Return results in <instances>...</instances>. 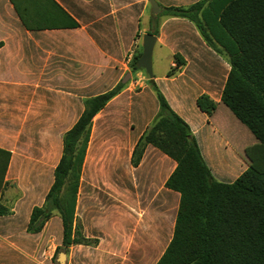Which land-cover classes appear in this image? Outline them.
Masks as SVG:
<instances>
[{
	"label": "crops",
	"instance_id": "crops-1",
	"mask_svg": "<svg viewBox=\"0 0 264 264\" xmlns=\"http://www.w3.org/2000/svg\"><path fill=\"white\" fill-rule=\"evenodd\" d=\"M51 1L66 18L57 19V9L41 1V13L25 23L11 0H0V264H58L61 218L53 214L39 232H28L31 210L44 202L63 134L83 100L126 73L124 87L90 123L73 218L80 240L66 247L64 262L138 264L143 254L136 248L131 262L130 247L166 246L179 200L164 185L172 158L146 144L138 163L131 162L158 111L149 79L188 125L216 180L231 182L248 166L264 171V148L220 101L229 71L223 49L208 44L189 19L161 14L163 7L199 0H153L157 12L150 0ZM145 33L156 35L152 77L129 69ZM175 56L184 63L177 65ZM200 96L214 103L210 113L198 106ZM112 199L120 206L108 205ZM130 204L137 211L131 227Z\"/></svg>",
	"mask_w": 264,
	"mask_h": 264
},
{
	"label": "trees",
	"instance_id": "trees-1",
	"mask_svg": "<svg viewBox=\"0 0 264 264\" xmlns=\"http://www.w3.org/2000/svg\"><path fill=\"white\" fill-rule=\"evenodd\" d=\"M11 1L25 23L27 16L41 13L43 1L57 9V19L66 18L51 0ZM161 14L189 19L208 44L223 49L229 71L220 101L264 148V0H199L163 7ZM64 23L73 25L68 19ZM140 53L139 47L129 61L131 72L143 70L137 66ZM175 59L177 65L184 63ZM149 80L158 111L138 139L131 162L138 163L146 144L158 148L176 162L164 185L179 194L171 238L154 264H264V171L248 166L231 182L216 180L188 125ZM124 85L118 82L83 100L80 116L63 134L62 153L44 202L31 210L27 231L32 233L53 214L60 216L62 241L55 254L80 240L73 218L90 123ZM197 104L207 113L215 106L206 96L198 97Z\"/></svg>",
	"mask_w": 264,
	"mask_h": 264
},
{
	"label": "water",
	"instance_id": "water-1",
	"mask_svg": "<svg viewBox=\"0 0 264 264\" xmlns=\"http://www.w3.org/2000/svg\"><path fill=\"white\" fill-rule=\"evenodd\" d=\"M150 3L153 6L152 11L157 12L158 7L153 0H150ZM156 40V35L151 33H145L142 36V43H141V53L137 59V66L142 68L145 73L152 77V68H151V55H152V48ZM129 78V73H126L125 76L121 79L122 83H125ZM56 261L58 264H65V253L64 251H59L56 256Z\"/></svg>",
	"mask_w": 264,
	"mask_h": 264
},
{
	"label": "rangeland",
	"instance_id": "rangeland-1",
	"mask_svg": "<svg viewBox=\"0 0 264 264\" xmlns=\"http://www.w3.org/2000/svg\"><path fill=\"white\" fill-rule=\"evenodd\" d=\"M145 73V72H144ZM120 199H112L111 202L108 201V205L109 204H113L115 206H120ZM132 201H134L135 199H130ZM96 201L98 202L99 201V198L96 199ZM97 207H100L103 205V203H97L96 204ZM129 211V214H130V219H129V224H130V227L131 225L133 224L131 221L135 220V218H137V211L135 209V207L131 206L130 204V209L128 210ZM134 218V219H133ZM164 245H160V246H138V247H130V260L131 262H134V259H135V249L138 248L139 250V254L140 252H142L143 254V261H139L138 264H153L156 259L159 257V255L161 254V252L163 251L164 249ZM139 258H141V255L139 256ZM134 264H136V262H134Z\"/></svg>",
	"mask_w": 264,
	"mask_h": 264
}]
</instances>
